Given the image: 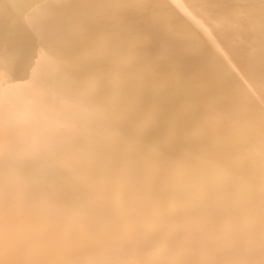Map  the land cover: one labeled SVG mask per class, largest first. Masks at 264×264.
<instances>
[{"label":"bare ground","instance_id":"6f19581e","mask_svg":"<svg viewBox=\"0 0 264 264\" xmlns=\"http://www.w3.org/2000/svg\"><path fill=\"white\" fill-rule=\"evenodd\" d=\"M0 264H264V0H0Z\"/></svg>","mask_w":264,"mask_h":264}]
</instances>
